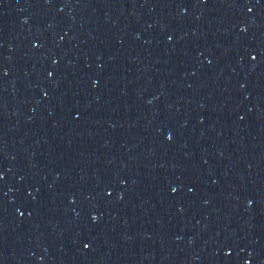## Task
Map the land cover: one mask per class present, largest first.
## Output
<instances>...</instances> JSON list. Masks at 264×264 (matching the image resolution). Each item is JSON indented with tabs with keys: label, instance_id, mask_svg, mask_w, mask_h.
Instances as JSON below:
<instances>
[{
	"label": "water",
	"instance_id": "1",
	"mask_svg": "<svg viewBox=\"0 0 264 264\" xmlns=\"http://www.w3.org/2000/svg\"><path fill=\"white\" fill-rule=\"evenodd\" d=\"M0 264H264V0H0Z\"/></svg>",
	"mask_w": 264,
	"mask_h": 264
}]
</instances>
